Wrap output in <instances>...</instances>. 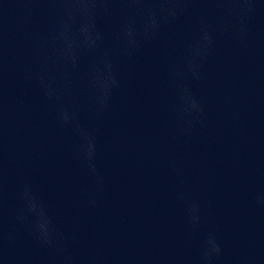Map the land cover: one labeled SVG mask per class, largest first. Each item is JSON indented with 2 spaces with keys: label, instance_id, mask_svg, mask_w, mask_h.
Returning a JSON list of instances; mask_svg holds the SVG:
<instances>
[{
  "label": "clouds",
  "instance_id": "9594fccd",
  "mask_svg": "<svg viewBox=\"0 0 264 264\" xmlns=\"http://www.w3.org/2000/svg\"><path fill=\"white\" fill-rule=\"evenodd\" d=\"M138 2H143V0H138ZM160 3H170L172 2V0H159ZM148 13L149 15L151 16L152 15V10L151 9H148Z\"/></svg>",
  "mask_w": 264,
  "mask_h": 264
}]
</instances>
